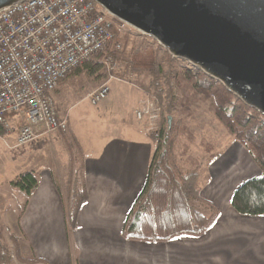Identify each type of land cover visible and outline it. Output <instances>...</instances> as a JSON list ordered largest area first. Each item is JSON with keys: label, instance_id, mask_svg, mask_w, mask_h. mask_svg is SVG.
Instances as JSON below:
<instances>
[{"label": "crops", "instance_id": "crops-1", "mask_svg": "<svg viewBox=\"0 0 264 264\" xmlns=\"http://www.w3.org/2000/svg\"><path fill=\"white\" fill-rule=\"evenodd\" d=\"M140 75L130 73L133 81H125L130 87L121 94L127 96L129 108L125 115L114 119L112 127L105 117L120 110H116L113 100H103L95 108L100 126L72 128L70 136L76 139L80 149L75 148L74 153L77 152L79 165L82 163L88 193L87 201L77 214V227H70L65 218V204L71 187L68 179L70 189L65 195L63 166L57 173L50 167H42L36 171L38 186L17 216L20 244L28 248L30 258L35 256L48 264H264V214H241L230 204L234 189L246 179L260 174L251 165L249 176H231L224 168L215 176L211 172L213 160L207 164V171L203 170L198 182L199 193L216 205L219 216L203 233L165 241L133 240L122 236V225L143 186L155 149L146 127L135 115L140 101L147 95L142 84L147 83L148 75L144 81H139ZM99 83L90 87L87 94ZM209 120L212 124L211 118ZM182 124L184 128L186 121ZM55 132L47 137L53 139ZM199 132L202 134L203 130ZM40 139L45 140V137ZM195 147L199 148V145ZM217 151L221 153H217L216 159H225L223 166H227V171L236 156L248 164L249 161L254 163L246 147ZM174 153L181 169L198 167L184 164L183 158ZM207 173L209 176H204ZM201 209L204 211L203 207Z\"/></svg>", "mask_w": 264, "mask_h": 264}, {"label": "trees", "instance_id": "trees-1", "mask_svg": "<svg viewBox=\"0 0 264 264\" xmlns=\"http://www.w3.org/2000/svg\"><path fill=\"white\" fill-rule=\"evenodd\" d=\"M111 30L117 35L116 40L119 42L118 30L114 25ZM104 55H110L117 64L122 65L121 70L113 72L117 77L123 79L130 73L146 72L148 81L142 84V88L146 94L154 98L161 110L155 126L147 129L149 138L155 143V149L148 164L143 186L122 225V236L133 240L165 241L186 234L203 233L219 216V211L213 202L203 198L199 193L198 182L203 170L199 167L181 169L177 165L172 147L178 137L181 122L169 124L167 121L175 98L170 82L178 76V60L166 51L162 56H158L157 48L150 43L144 47L133 48L129 52L115 50L109 46L95 52L91 58L61 78L58 84L68 76L81 71H86L99 81L107 79L108 73L101 61ZM183 71L187 78H194L193 86L197 92L213 98L216 117L237 141L245 145L252 160L260 169L259 175L246 179L234 189L230 197L231 206L241 214H264V115L245 105L221 83L201 71L196 73L186 69ZM64 141L73 165L76 158L74 149L79 151V145L73 136ZM79 168L80 179H77L74 171L70 173L71 191L65 204V218L72 228L77 227L78 211L88 199L82 163ZM53 179L56 189L60 191L56 179ZM7 183L23 193L22 211L29 196L39 184V176L35 170L29 169L18 173ZM201 207L206 208L208 213L202 211ZM1 223L0 231L4 229L10 235L13 250L3 240V234L0 232V264H13V259L23 263L48 264L35 256L25 257L22 254L19 236Z\"/></svg>", "mask_w": 264, "mask_h": 264}, {"label": "built area", "instance_id": "built-area-1", "mask_svg": "<svg viewBox=\"0 0 264 264\" xmlns=\"http://www.w3.org/2000/svg\"><path fill=\"white\" fill-rule=\"evenodd\" d=\"M113 25L108 11L93 0H23L0 10V141L13 136L14 147L27 145L62 125L53 98L58 81L95 52L121 48ZM101 61L108 78L86 95L93 105L109 94L117 67L110 55ZM160 111L147 94L135 115L151 129Z\"/></svg>", "mask_w": 264, "mask_h": 264}, {"label": "rangeland", "instance_id": "rangeland-1", "mask_svg": "<svg viewBox=\"0 0 264 264\" xmlns=\"http://www.w3.org/2000/svg\"><path fill=\"white\" fill-rule=\"evenodd\" d=\"M111 19L114 27L118 30L119 42L121 44L119 51L129 52L133 48L144 47L150 43L157 48L158 56L164 54L165 50L151 37L142 34L113 16H111ZM177 60L179 63L178 76L170 82V85L174 89L175 98L171 113L168 115L171 117V122H181L179 127V133L181 134H178L172 147L175 159L174 151L176 155L183 158L184 164L189 166L198 165L199 168L205 171H207V164L213 160L211 172L215 176L220 174L221 168L231 173V176H249L248 171L250 170V165L254 168L255 172L260 173L252 161H249L248 164L245 161L243 162L239 156H236L237 159L234 162H230L228 166L229 171L226 170L227 166L225 164L223 166L225 159H216L217 153H221V151H217L218 149L225 152L228 147L232 148L236 146V148H245V146L243 143L237 141L228 128L216 117L213 98L210 95L197 92L194 89V78L186 77L183 70L188 69L185 68L181 59ZM121 66L118 63L115 71L121 70ZM140 74L138 76L139 81H144L147 73L141 72ZM123 79L114 75L108 82L109 94L103 99L106 101L113 100L117 107L116 110H120L119 112L115 111L107 114V117H105L111 127L114 119L118 115H125V112L129 108V100L126 98L127 96H122L121 92L122 90L126 91L130 87L129 83L125 81L133 80H131L129 74ZM98 82L101 83L102 81H99L86 71H81L68 76L57 85L53 92L54 104L58 117L62 125L65 124V126L63 125L62 127L61 125L56 130L53 139H50L52 137L46 136L45 140L36 139L27 145L19 147H14L13 136L8 137L6 142L0 141V223L3 222L15 234H19L17 216L21 210L24 195L15 186L8 185L7 181L25 170L33 169L39 171L42 167H50V169L57 173L59 172L60 166H63L62 170L65 173L64 178L66 182H63L62 185L65 190V195L68 194L67 191L70 189L68 187V179L72 177L70 173L74 171L77 179H80L81 170L79 168V158L76 155L77 152L74 153L76 158L74 159L73 165L70 164L68 168V163L71 160L69 159V153L64 139H70L72 128L79 127L84 129L100 126L95 108L99 106L101 101L93 105L86 97L89 88ZM135 83L138 82L135 81ZM130 116L131 113H129ZM209 118H211L212 124ZM183 121H186L184 128H182ZM142 123L146 127V123L143 121ZM211 125H213V129H211ZM199 130H203V133L201 134ZM220 131H224V133L221 134ZM41 140H44V142ZM196 144L199 145V148L195 147ZM230 159H233V157H230ZM204 176L209 175L207 173ZM203 209L207 213V209L204 207ZM0 232L3 234V240L13 250L10 235L4 229H1ZM20 246L22 248V254L30 258L31 254L28 248L22 244ZM13 264L30 263H23L17 259H13Z\"/></svg>", "mask_w": 264, "mask_h": 264}, {"label": "water", "instance_id": "water-1", "mask_svg": "<svg viewBox=\"0 0 264 264\" xmlns=\"http://www.w3.org/2000/svg\"><path fill=\"white\" fill-rule=\"evenodd\" d=\"M93 1L264 115V0Z\"/></svg>", "mask_w": 264, "mask_h": 264}]
</instances>
